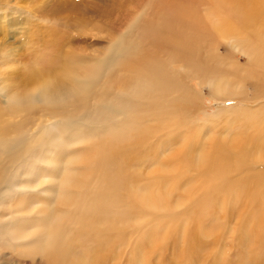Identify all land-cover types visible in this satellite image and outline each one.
<instances>
[{"label": "rangeland", "instance_id": "rangeland-1", "mask_svg": "<svg viewBox=\"0 0 264 264\" xmlns=\"http://www.w3.org/2000/svg\"><path fill=\"white\" fill-rule=\"evenodd\" d=\"M242 1L264 6L0 0V122L10 127L0 146V264H52V233L63 257L81 264H264L261 236L238 235L246 202L235 196L229 219L219 205L187 238L197 225L186 213L204 195L208 152L243 144L251 137L246 124L264 110V17L242 27L231 8ZM45 80L55 82L48 102L30 99L10 115L7 102ZM135 137L150 149L144 157L123 167L106 158ZM109 182L120 183L131 210H90Z\"/></svg>", "mask_w": 264, "mask_h": 264}, {"label": "bare ground", "instance_id": "bare-ground-1", "mask_svg": "<svg viewBox=\"0 0 264 264\" xmlns=\"http://www.w3.org/2000/svg\"><path fill=\"white\" fill-rule=\"evenodd\" d=\"M259 2L262 3L261 1ZM230 3L232 4V2ZM231 8L238 16L242 27H253L250 22L256 23L255 19L257 17H264L263 3L257 5L253 1H242L238 4L231 5ZM141 61L146 65L150 64L145 58H141ZM259 64L264 70V56L260 58ZM47 81H42L26 95L20 96L17 99L14 97L13 99L15 100H10L9 103L7 102V110L10 115L13 114L15 116L18 113H23L29 105L28 102L30 99L48 102L45 96H49V88L55 82L47 83ZM50 99L49 97V101L54 102L56 100L62 101L61 98H56L55 100ZM255 114L257 116L251 119L249 122L250 125L245 123L249 127L251 137L247 138L243 144L233 148L224 144H215L212 151L210 150L208 152L207 170L201 176V184L199 186V189L201 191L203 190L204 195L186 213L187 223L197 225L188 227V239L190 237L194 238L200 233L202 227L198 226L212 219L219 205H221L223 211L221 218H228L231 209L229 204L230 199L231 197L232 199L237 197L246 202L245 210L236 228L239 237H249L254 230L257 232V237L259 236L260 238L261 236V241L264 243V237L261 234L264 230V167L255 172L249 169L253 162L255 164H264V110ZM1 119L3 117L0 116ZM3 121L5 122L6 119L0 122L1 125H4L2 127L0 126V146L7 143L6 135L10 129L7 126L8 124L5 127L6 123L4 124ZM172 124L174 132L180 131L181 128L177 122L174 121ZM188 132L191 137H199V132L196 130L189 129ZM184 135L188 137L187 133H184ZM189 151L190 149L186 148L184 158H187ZM149 152L150 149L146 142L140 137H135L131 143L109 150L106 158L116 165L123 167L144 157ZM193 159L194 152L191 151L189 161ZM182 160L183 157L181 156L178 162L179 168H182ZM226 173L227 175H225ZM89 178H94L93 171L90 173ZM119 188L120 183L109 182L105 188L106 191L93 198L90 210L98 214H108L114 206L124 208L127 211L131 210L133 205L122 200V194L119 193ZM54 192H58V190L55 188ZM84 197L85 192H79V207L76 209V213L81 211ZM254 204L256 207H254ZM250 219L253 220V223ZM46 253L52 264H81L79 257H71L69 259L63 257L66 251L59 235L55 233H52L48 237Z\"/></svg>", "mask_w": 264, "mask_h": 264}]
</instances>
